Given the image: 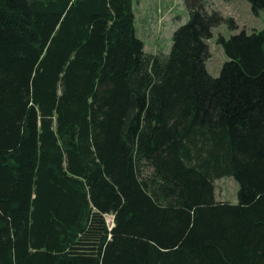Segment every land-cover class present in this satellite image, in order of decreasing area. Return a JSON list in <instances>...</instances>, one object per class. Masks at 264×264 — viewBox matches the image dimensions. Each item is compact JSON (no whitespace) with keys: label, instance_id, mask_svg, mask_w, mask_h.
Masks as SVG:
<instances>
[{"label":"trees","instance_id":"obj_1","mask_svg":"<svg viewBox=\"0 0 264 264\" xmlns=\"http://www.w3.org/2000/svg\"><path fill=\"white\" fill-rule=\"evenodd\" d=\"M134 1L0 0V264H264V29L214 76L233 17L185 0L153 54Z\"/></svg>","mask_w":264,"mask_h":264},{"label":"rangeland","instance_id":"obj_2","mask_svg":"<svg viewBox=\"0 0 264 264\" xmlns=\"http://www.w3.org/2000/svg\"><path fill=\"white\" fill-rule=\"evenodd\" d=\"M136 23L139 37L145 43L147 52L168 54L173 45L175 30L189 20L185 0H135ZM209 8L219 10L225 17H233L238 28L226 22L214 28V37L209 40L211 57L208 68L212 75L218 76L223 63L227 60L222 45L217 43L219 34L229 37L232 34L255 29H264V11L254 14L248 0H207ZM239 183L233 176L216 180L218 201L238 203Z\"/></svg>","mask_w":264,"mask_h":264},{"label":"built area","instance_id":"obj_3","mask_svg":"<svg viewBox=\"0 0 264 264\" xmlns=\"http://www.w3.org/2000/svg\"><path fill=\"white\" fill-rule=\"evenodd\" d=\"M106 219H107L108 226L111 229L114 226V216L112 214H108L106 216Z\"/></svg>","mask_w":264,"mask_h":264},{"label":"crops","instance_id":"obj_4","mask_svg":"<svg viewBox=\"0 0 264 264\" xmlns=\"http://www.w3.org/2000/svg\"><path fill=\"white\" fill-rule=\"evenodd\" d=\"M135 12H136V10H135ZM136 27H137V23H136ZM137 33H138V28H137ZM138 35H139V33H138ZM207 67H208V61H207ZM208 70H209V68H208Z\"/></svg>","mask_w":264,"mask_h":264}]
</instances>
